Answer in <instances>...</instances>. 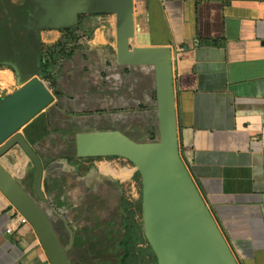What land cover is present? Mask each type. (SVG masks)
Listing matches in <instances>:
<instances>
[{"label":"crops","instance_id":"crops-1","mask_svg":"<svg viewBox=\"0 0 264 264\" xmlns=\"http://www.w3.org/2000/svg\"><path fill=\"white\" fill-rule=\"evenodd\" d=\"M41 2L43 25H81L83 31L95 25L87 37L90 48H109L120 66L154 69L158 127L170 114L176 157L194 189L179 213V239L152 244L143 208L144 240L155 264H264V0ZM55 10L62 23L56 24ZM125 51L141 59H120ZM0 78L10 84L13 72L0 69ZM113 130L127 134L102 131ZM19 147L2 155L0 164L37 203L19 181L25 174H15L29 158ZM13 149L20 159L13 160ZM12 180L0 177L7 188L0 187V264H62L48 231L42 239L37 219L18 206ZM37 205L68 255L51 215Z\"/></svg>","mask_w":264,"mask_h":264},{"label":"rangeland","instance_id":"rangeland-1","mask_svg":"<svg viewBox=\"0 0 264 264\" xmlns=\"http://www.w3.org/2000/svg\"><path fill=\"white\" fill-rule=\"evenodd\" d=\"M35 2L38 4L33 14L30 11L24 23L37 28L35 35L41 36L43 52H35L39 54L37 64L26 60L24 66L38 70L35 75L55 99L29 124L44 133L40 140L30 143L25 128L16 133L23 136L39 159L40 188H36L38 165L32 158H25L27 164L18 163L15 174L28 176L27 191L49 212L65 244L91 238L84 251L73 252L71 264H155V255L143 235L144 184L139 168L122 154L80 156L77 144V133L104 129L125 131L137 142L158 141L154 69L120 66L109 48H90L87 37L95 25H86V31L81 25H43L45 11L41 14L39 10L42 2ZM0 4V17L6 19L0 23V48H4L0 58H6L24 47L25 33H16L22 25L14 28L15 21L20 22L15 14L27 13L31 4L30 0H0ZM18 65L19 59L16 64L0 66L13 72L10 84L5 85L0 78V97H7L27 81ZM13 150V160L20 159L21 153L15 155ZM2 160L9 164L7 157ZM73 179L81 181V188L68 187Z\"/></svg>","mask_w":264,"mask_h":264},{"label":"water","instance_id":"water-1","mask_svg":"<svg viewBox=\"0 0 264 264\" xmlns=\"http://www.w3.org/2000/svg\"><path fill=\"white\" fill-rule=\"evenodd\" d=\"M169 76L170 84L168 92L170 94L172 104V78L170 68ZM54 99L55 95L37 75L32 76L27 81L22 83L17 90L7 97H0V145L15 135L9 143L0 148V157L13 148V146L19 144L26 154H28L29 158L35 160L38 165L36 179L37 189L40 188L42 175V170L39 167V159L29 147V144L23 136L16 133L26 128L35 117H37L46 109V107L53 103ZM170 121V114L165 118L162 117L160 120L159 138L156 142L140 143L134 141L122 132L114 130L84 132L77 135L78 153L80 156L122 154L135 162L143 178V204L144 217L146 221L145 228L147 236H150L149 239L152 244L156 242L159 243L160 241L161 243L169 242V240H171L175 235H178L176 238H181L182 235L179 236L181 227L178 228V225L181 223L182 217L179 213L183 210L184 205L186 206L188 195L194 192L187 172L183 167H180L178 163L176 157V132L174 126H171L173 122L170 123ZM85 135L93 138L97 136L105 138V140L108 141V144H106L107 146H105L101 151H94L92 153L81 152L79 149L80 137ZM165 138H167L169 142L165 144L167 146H162ZM138 147H147L153 149L155 152V160H152L151 163L153 164L154 162V165H157L160 169L157 171L154 168L155 171H152V175L153 173H156V175H154L156 178L152 179L151 176L147 175L144 169V163L141 162L142 156L139 155ZM167 152L171 158H167ZM0 177L4 178L6 181L7 179L12 180L9 173L4 170L1 164ZM12 185L14 189L13 196L17 198L18 206L22 210H29V216L31 217L30 214H32L34 219H37L36 223L38 224L37 227L41 238L45 240L43 232L48 231V240L50 241L53 239L54 246H52V249H56V252L59 251L61 254L62 264H71L69 258L64 253V248L58 240L56 232L48 221L49 218L45 215L43 209L39 208L37 203L32 200L31 196L18 181L15 182L14 180ZM0 187L2 190L7 191V188L1 183ZM176 226V232L171 234V228H176ZM51 257L54 260L56 259L55 254H51Z\"/></svg>","mask_w":264,"mask_h":264},{"label":"trees","instance_id":"trees-1","mask_svg":"<svg viewBox=\"0 0 264 264\" xmlns=\"http://www.w3.org/2000/svg\"><path fill=\"white\" fill-rule=\"evenodd\" d=\"M29 8H30V6H28L27 9H29ZM15 11H16V9H15ZM42 11H43V10H42ZM15 15H16V16H15V19H16V20L19 19L20 22H19V23H16V21H15L14 28H16V26H20V25H22V26H20L21 28L18 29L16 33L20 32L21 30H23V32L25 33V37H24V39H23V43H22V46H24V47L21 48V51H20L21 56H20V59H19V60L21 61V60H23V57H25V59L27 60V62H29V61L35 62V57L38 56L39 54H41V53L43 52V46H44V45L42 44V42H41V40L39 39L38 35H37V36L34 35L32 39L27 37V35H26V30H25V28L23 27L25 14H19V11H16V14H15ZM18 15H20V16H18ZM0 21H1L2 23H4V22L6 21V19L0 17ZM21 21H23V22H21ZM1 30H3V29H2V26L0 27V32H1ZM16 43L19 44L18 38H16ZM1 49H4V48L1 47L0 50H1ZM19 49H20V48H19ZM36 49H37V50H36ZM38 50H39V54H38V52L35 53V52L38 51ZM22 56H23V57H22ZM9 61H10L9 58H0V66H2V65L5 66V65L12 64V62H9ZM37 71H38V70L35 69V70H33L32 72L28 73V74L24 77V80H28L29 78H31L32 76H34L35 74H37ZM37 128H38V127H37ZM37 128L34 127L33 125H29V126H27V127L25 128V131H26V133H27L29 139H30L32 142H36V141L40 140V139L43 137V135H44V133L41 132V131H40L39 129H37ZM102 231H103V230H102ZM97 234H98V232H97ZM98 235H99V234H98ZM102 239H103V238H102ZM67 254H68L69 259L71 260V262L74 263L73 255H72L70 252H68ZM155 260H156V259H155Z\"/></svg>","mask_w":264,"mask_h":264},{"label":"bare ground","instance_id":"bare-ground-1","mask_svg":"<svg viewBox=\"0 0 264 264\" xmlns=\"http://www.w3.org/2000/svg\"><path fill=\"white\" fill-rule=\"evenodd\" d=\"M58 16L59 15L57 13V10H55L54 17H55L56 24H59V23L63 22L60 18H58ZM125 52L126 53L122 54L120 59H124V60H131V59L139 60V59H141V58H138V57L131 56V55L127 54V51H125ZM145 55L142 53L140 56L141 57H145ZM162 74L166 75L164 72H162ZM161 81L164 82V83L166 81H169V76H167L166 78H164ZM167 142H169V141H168L167 138H165L164 143H163L162 146H167V145H165V144H167ZM106 144H108V141L105 140V138H101L99 136L93 138V137H90L88 135H85L83 137H80L79 149H80L81 152H84V153H92L94 151L103 150L104 147L107 146ZM138 149H139V151H138L139 155L142 156L141 157V162L144 163V169H145L147 175L151 176L152 179L156 178V176H154V175H156V173H153V175H152V171L154 172L155 169L157 171L160 170V169H159V167H157V165H154V162H153V164L151 163L152 160H155V154H154L155 152L153 151V149H150V148H147V147H138ZM166 156H167V158H171L168 152H167ZM165 169H166V167H165Z\"/></svg>","mask_w":264,"mask_h":264},{"label":"flooded vegetation","instance_id":"flooded-vegetation-1","mask_svg":"<svg viewBox=\"0 0 264 264\" xmlns=\"http://www.w3.org/2000/svg\"><path fill=\"white\" fill-rule=\"evenodd\" d=\"M36 0H30V9H29V11L27 12V13H24L25 14V17L24 18H27L29 15H30V11H31V13L33 14V10H35V7L37 6V2H35ZM39 10H41V14H43V12H44V9L43 8H41V9H39ZM43 10V11H42ZM1 12H3V10H2V8H1V4H0V13ZM28 19V18H27ZM0 23H1V21H0ZM23 27L25 28V30H26V35H27V37L28 38H31L32 39V36H34L35 35V33H37V28L36 27H32V26H28L27 27V25L24 23L23 24ZM42 31V30H41ZM40 31V32H41ZM37 36V35H36ZM38 37H39V39L41 40V36H40V34L38 35ZM1 54V53H0ZM20 56H21V53L19 52V51H17V52H10V54L9 55H7V57L6 58H9V62H12V64L13 63H15L16 64V62H17V60L18 59H20ZM23 57V56H22ZM39 56H36L35 57V64H37V58H38ZM1 58H3V57H1ZM17 58V59H16ZM24 61H26V59H25V57H23V60H19V65H18V67H19V69L22 71V73L23 74H28V73H30V72H32L33 70H35V68L34 69H31V68H27V67H25L24 66ZM26 133V132H25ZM26 139L30 142V143H32V144H34L35 142H32L30 139H29V137H28V135H27V133H26ZM10 152V151H9ZM25 172H26V169H25ZM75 177V176H74ZM76 178V177H75ZM28 176H23L22 178H21V182H22V184L25 186V187H27V185H28ZM77 179V178H76ZM73 181V182H72ZM72 181H70L69 182V185H68V187H70V186H72V187H75V189H77L78 187L79 188H81V181H76L75 182V179H73ZM72 182V183H71ZM74 183H76V184H74ZM66 184H68V181L66 182ZM28 188V187H27ZM67 188V185L65 186V189ZM105 188L107 189V186H105ZM105 189V190H106ZM108 190V189H107ZM79 192V191H78ZM112 192V191H111ZM105 195H103V197H104ZM76 197V196H75ZM79 199L81 200V197H79ZM97 208V207H96ZM98 209V208H97ZM106 210H108V209H106ZM108 212V211H107ZM107 212L105 213V216L107 215ZM98 213V210L96 211V214ZM109 214H111L110 212H109ZM109 216V215H108ZM105 219H107V218H105ZM101 226L102 224L100 223H98V226ZM101 228V227H100ZM99 229V227L96 229V230H98ZM101 230H102V228H101ZM63 241V240H62ZM91 241V238H89L88 240H86V241H82L81 243H74V244H72V245H70V242H68L67 244H65V245H67V250H68V252H70L72 255H73V252L75 251H80V252H82V251H84L86 248H87V246L90 244L89 242ZM64 242V241H63ZM78 242V241H77ZM80 244V245H79Z\"/></svg>","mask_w":264,"mask_h":264}]
</instances>
